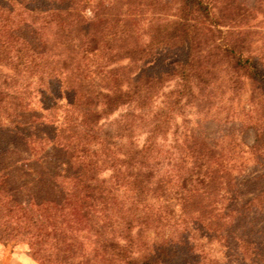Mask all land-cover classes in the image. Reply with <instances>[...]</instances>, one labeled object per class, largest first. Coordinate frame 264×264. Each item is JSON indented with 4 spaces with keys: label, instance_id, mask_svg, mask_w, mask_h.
I'll use <instances>...</instances> for the list:
<instances>
[{
    "label": "trees",
    "instance_id": "obj_1",
    "mask_svg": "<svg viewBox=\"0 0 264 264\" xmlns=\"http://www.w3.org/2000/svg\"><path fill=\"white\" fill-rule=\"evenodd\" d=\"M145 1L154 15L173 11L149 25L147 44L132 41L131 9L142 0H0V241L26 244L36 264L195 261L192 240L164 237L163 223L192 220L197 240L211 243L240 246L251 235L239 226L258 194L242 198L218 144L184 127L188 109L210 92L246 91L252 106L264 96L261 60L234 32L248 12L233 3L234 20L208 0ZM161 44L180 50L179 60L120 72V61L141 62ZM169 80L175 89L152 112ZM148 112L139 146L135 114ZM170 127L174 144L165 149L159 139ZM256 141L246 149L260 156ZM34 143L43 144L46 165L32 173L17 155Z\"/></svg>",
    "mask_w": 264,
    "mask_h": 264
},
{
    "label": "rangeland",
    "instance_id": "obj_2",
    "mask_svg": "<svg viewBox=\"0 0 264 264\" xmlns=\"http://www.w3.org/2000/svg\"><path fill=\"white\" fill-rule=\"evenodd\" d=\"M137 1L129 0V3L137 4ZM208 1L214 5L216 12L223 10L227 18H234V20H237V17L232 7L233 3L247 10L249 23L241 30L235 28L234 32H242L241 36L245 41V46L249 45L253 54L261 60V68L264 70V0ZM144 3L143 7H134L131 9L132 12L130 11L131 19L137 26V32L132 41H137L141 44L148 43L147 32L151 23L157 19V23L163 24L173 18L172 9L161 11V7H157V15H154L155 13H152L150 8H148V1L142 0V4ZM85 14L90 16L88 10H86ZM180 56V50L172 44H161L157 45V48H153L150 55L143 57L144 60L141 62L129 63L127 60H123L117 65L120 66L121 73L130 75L136 70L143 69L146 65V67L150 65L157 67V70L168 68L178 61ZM175 82V80H169L165 82L163 88L159 89L155 102L149 107L152 112L155 111L156 106L162 104L161 102L164 100L165 95L175 89ZM222 91L220 89L210 92L211 97L207 100L205 96L202 97L200 102L196 100V107L188 109L184 127H187V132L191 131L195 134H201L218 144L217 149L221 151L225 160L231 162L230 166L233 168L231 174L235 179L234 186L241 192L240 196L242 198L249 196L248 192H256L258 194V197L256 196L253 202L254 212H251L245 225L241 224L239 226V228H245L246 233L251 231V235L249 238L244 239L245 242L240 246H237L230 239H224L220 244L206 242L205 240L198 241L197 232L195 233L188 226L192 220L181 222L178 225L163 223V226L159 229V234L166 238H172L175 242H180L183 237H188L189 240H192L196 254L194 257L195 261L190 264H264V246L258 247L259 242L264 241V193L260 194L258 191L260 188L264 190V169L261 168L264 165L263 156H261L264 153V96L260 97L262 99H256L252 106L251 103H248V92L241 91L236 95H229L228 93L221 95ZM126 109V107L120 108L109 116V119L119 117L125 113ZM148 113L149 116L145 118L140 116L141 114L139 113L135 114L138 118L134 119L133 141L139 146L142 144L146 131L150 127L148 124L153 113ZM176 119L180 126L178 130L180 133L182 131L181 127H183V124H181L182 120L179 117ZM170 128L165 136L166 139H159V143L165 149L168 148V145L172 146L174 144L175 136L173 137L174 134H171L173 127ZM256 132L258 133V141H256L258 146L256 149L260 150V156L254 152L250 154L246 149V146L250 147L255 144ZM44 151L42 143H34L30 145V149L26 150V152H21L17 156L28 161V164H31L32 173H35L46 165ZM12 157L16 159L15 155ZM103 175L107 176L108 173L104 172ZM23 178L27 183H34V174L25 175ZM247 183L252 184L251 187L246 186ZM248 222L249 224H247ZM152 228L149 230L150 234H153L154 230L157 233V225ZM236 233V236L240 235L239 231H236ZM0 264H36V262L30 257L26 244L0 241Z\"/></svg>",
    "mask_w": 264,
    "mask_h": 264
}]
</instances>
